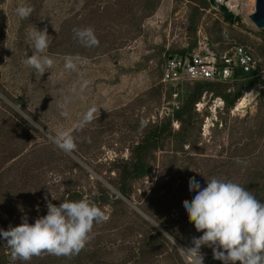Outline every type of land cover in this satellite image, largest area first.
<instances>
[{
	"label": "rangeland",
	"instance_id": "1",
	"mask_svg": "<svg viewBox=\"0 0 264 264\" xmlns=\"http://www.w3.org/2000/svg\"><path fill=\"white\" fill-rule=\"evenodd\" d=\"M20 6L34 9L29 18L18 17ZM219 8L203 0H0V228L46 215L45 196L57 206L85 199L107 216L76 256L13 262L0 241V264H193L182 249L202 235L183 208L196 194L190 178L201 188L213 177L252 194L258 188L264 203V97L243 92L227 109L204 93L198 110L166 126L195 87L184 83L171 96L160 81L166 55L205 37L220 53L244 46L264 71V30L233 29ZM34 25L47 27L46 54L54 60L42 76L24 64L25 52L33 54ZM87 27L98 46L74 38V29ZM68 57L76 71L65 68ZM92 107L98 118L81 127ZM155 125L167 133L149 152V173L129 180L125 197L120 168ZM61 130L77 145L70 155L52 142ZM200 251L204 264H222L210 247Z\"/></svg>",
	"mask_w": 264,
	"mask_h": 264
},
{
	"label": "clouds",
	"instance_id": "2",
	"mask_svg": "<svg viewBox=\"0 0 264 264\" xmlns=\"http://www.w3.org/2000/svg\"><path fill=\"white\" fill-rule=\"evenodd\" d=\"M33 11L31 6H20L16 14L23 20ZM73 32L74 38L85 46L99 45L91 27L77 28ZM49 37L47 27L38 29L34 25L28 32L33 54L28 56L25 52L24 64L41 76L54 65V60L46 54ZM65 68L77 70L72 57L66 58ZM96 113L95 107L89 108L83 114L80 126L98 118ZM61 115L67 117L68 112L62 111ZM51 139L66 154L76 150L77 145L67 131H58ZM236 162L242 163L239 158ZM188 190L196 194L191 201H183V208L196 231L202 232L201 236L192 238L191 247L182 248L193 258V264H204L202 246L210 247L213 258L222 264H264V203L242 185L215 177L207 180L204 188L192 177ZM52 199L56 200L53 196ZM45 201L47 214L37 217L34 223H29L25 216L17 226H9L8 230L0 228V241L7 243L13 262H27L42 254L76 256L93 239L94 224L107 220L100 207L85 199L61 202L58 206L47 196ZM36 208L39 211V205Z\"/></svg>",
	"mask_w": 264,
	"mask_h": 264
},
{
	"label": "built area",
	"instance_id": "3",
	"mask_svg": "<svg viewBox=\"0 0 264 264\" xmlns=\"http://www.w3.org/2000/svg\"><path fill=\"white\" fill-rule=\"evenodd\" d=\"M215 2L219 7L223 6L232 16L230 26L233 29H239L240 25L257 29L248 19L254 12L255 0H215ZM236 69L255 74L259 82L244 92L246 97H259L264 88V71L258 68L253 55L242 45L234 46L229 52H217L211 48L208 40L202 37L192 50L164 57L160 81L173 90L171 96L176 98L178 95L176 91L184 83L233 81ZM195 106L198 110L200 103Z\"/></svg>",
	"mask_w": 264,
	"mask_h": 264
},
{
	"label": "trees",
	"instance_id": "4",
	"mask_svg": "<svg viewBox=\"0 0 264 264\" xmlns=\"http://www.w3.org/2000/svg\"><path fill=\"white\" fill-rule=\"evenodd\" d=\"M203 2L206 4V6L208 5L207 0H203ZM219 9L224 14V20L227 21L230 25L232 22V16L226 11L223 6H220ZM194 47H196V43H194L186 50L173 52L171 54L187 52L192 50ZM258 82L259 79L255 76L254 73H244L240 69L235 70L233 81L193 82V84L195 85L194 89L189 93L184 103H182L178 108H174L172 116L168 120L166 126L168 127L173 121L183 123L184 120L189 116L190 112L193 110L194 106L198 102H200L201 97L204 93H209L213 98H220L223 101L224 106L228 109L235 105V103L241 98V95L244 91L249 90ZM259 97H264V88L263 93ZM167 127H165V125L153 126L152 129L147 132L142 141L134 147V149L132 150V161L123 164V166L120 168L121 186L119 187V193L121 195L125 197L127 196V185L129 180L145 176L149 173L150 168L148 163L146 162L147 158L149 157V152L158 148L160 140L167 133ZM252 191L253 195L259 200L260 194L258 188H253ZM143 247L149 249V247H152V244H145ZM147 249H145V251Z\"/></svg>",
	"mask_w": 264,
	"mask_h": 264
},
{
	"label": "water",
	"instance_id": "5",
	"mask_svg": "<svg viewBox=\"0 0 264 264\" xmlns=\"http://www.w3.org/2000/svg\"><path fill=\"white\" fill-rule=\"evenodd\" d=\"M208 4L215 10L219 8L215 0H208ZM248 19L258 30H264V0H255L254 12Z\"/></svg>",
	"mask_w": 264,
	"mask_h": 264
},
{
	"label": "bare ground",
	"instance_id": "6",
	"mask_svg": "<svg viewBox=\"0 0 264 264\" xmlns=\"http://www.w3.org/2000/svg\"><path fill=\"white\" fill-rule=\"evenodd\" d=\"M243 101L244 100H242V102H241V100L238 102V105H242L243 104Z\"/></svg>",
	"mask_w": 264,
	"mask_h": 264
}]
</instances>
